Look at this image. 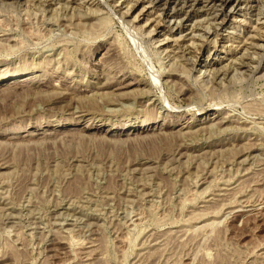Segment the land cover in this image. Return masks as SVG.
<instances>
[{"label": "rangeland", "instance_id": "obj_1", "mask_svg": "<svg viewBox=\"0 0 264 264\" xmlns=\"http://www.w3.org/2000/svg\"><path fill=\"white\" fill-rule=\"evenodd\" d=\"M185 1L0 0V264H264V0Z\"/></svg>", "mask_w": 264, "mask_h": 264}, {"label": "bare ground", "instance_id": "obj_2", "mask_svg": "<svg viewBox=\"0 0 264 264\" xmlns=\"http://www.w3.org/2000/svg\"><path fill=\"white\" fill-rule=\"evenodd\" d=\"M156 2H157V5H155V7H158V8H160V7H164V9H163V14H164V16H165V18L166 17H174V16H180L181 15V12H172V11H170V10H168V4L170 3V0H155ZM177 1V0H176ZM179 1V0H178ZM216 0H207L206 1V4H212V3H214ZM216 2H218L219 4H215V5H218V6H220L221 8H222V13L220 14V15H216L215 16V20H217V21H221L223 24H224V22H226V19H227V16H226V10L233 4V1L232 0H218V1H216ZM198 3H200V1H198V0H186L185 2H184V6H186V7H190V8H195V6L198 4ZM182 5H183V3H182ZM176 6H177V4H176ZM170 8V7H169ZM173 8H175V7H173ZM132 9V8H131ZM172 13L174 14V15H172ZM189 13V12H188ZM179 18V17H178ZM175 76H177V77H179L180 79H183L180 75H175ZM172 77V76H171ZM27 79V78H26ZM187 80V79H186ZM24 81H26V80H24ZM29 81V80H28ZM218 81V80H217ZM31 82V81H30ZM26 83V82H25ZM24 85V84H23ZM30 85V84H29ZM50 85V84H49ZM19 87V86H18ZM26 88V87H25ZM29 88V87H28ZM257 112V111H256ZM145 129V128H144Z\"/></svg>", "mask_w": 264, "mask_h": 264}]
</instances>
